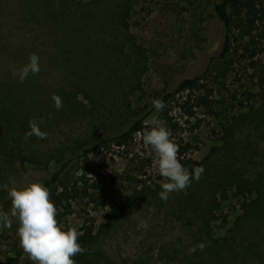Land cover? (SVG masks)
I'll return each mask as SVG.
<instances>
[{
  "label": "rangeland",
  "instance_id": "374dc122",
  "mask_svg": "<svg viewBox=\"0 0 264 264\" xmlns=\"http://www.w3.org/2000/svg\"><path fill=\"white\" fill-rule=\"evenodd\" d=\"M214 1L219 0H134L132 7L122 12L125 23L109 22L104 27L89 7L79 8L67 0L65 4L61 0H0V102L4 101L0 116L8 114L6 119L11 120V131L0 136V200L12 186L19 188L48 177L56 168L59 147L69 155L77 142L125 127L135 108L153 106V99L174 90L182 79L202 73L211 57L220 55L224 41L225 29L215 16ZM255 3L258 8L264 6V0ZM247 30L238 19L232 34L231 62L215 60L206 89L180 93L156 114L178 146L191 144L185 155L191 165L195 162L200 167L202 163L204 171L211 170L202 176L221 174L219 180L229 188L228 194H221L215 202V237L225 234L242 212L241 202L231 196L234 187L226 185L228 176L235 170L249 181L258 182L264 176V126L257 130L253 123L264 122L257 79L264 70V21H259L253 34L245 33ZM33 53L39 57L40 72L29 73L21 83L18 76L13 77V70L28 64ZM79 88L89 89L93 100L100 97L102 107L95 111V104ZM210 89L214 100L225 103H218V111L225 106L228 109L220 117L198 104L197 97L207 95ZM248 91L254 96L248 98ZM53 93L61 100L71 96L74 111L68 100V115H61ZM112 95L115 99L106 100ZM187 100L190 102L185 104ZM112 104L117 109L115 115L109 111ZM77 109L80 112L74 114ZM27 113L47 132L46 139L25 138L29 124L24 131L17 120H25ZM150 154L149 146L136 136L129 145L113 146L74 165L68 179L93 197L80 201L82 205L75 207L71 220L79 222L80 213L88 212L97 223L103 222L121 191L130 192L134 187L126 179L128 166L135 168L136 162ZM229 163V169L224 170ZM143 178L164 182L155 167ZM158 194L135 198L132 212L113 235L112 246L125 257L134 259L147 250L156 262L165 251L189 250L188 244L182 243L191 244L193 234L177 220L171 223L174 218L166 208L174 194L170 193L167 201ZM163 203L166 206L160 207ZM9 217L12 227H0V264H33L27 254L14 259L16 241L18 251L21 249L19 225L11 214Z\"/></svg>",
  "mask_w": 264,
  "mask_h": 264
},
{
  "label": "trees",
  "instance_id": "16d2710c",
  "mask_svg": "<svg viewBox=\"0 0 264 264\" xmlns=\"http://www.w3.org/2000/svg\"><path fill=\"white\" fill-rule=\"evenodd\" d=\"M67 1L75 3L73 6L79 8L84 6L89 7L88 11L96 13L99 18L98 20L102 21L103 26L105 23L109 24V22H113L114 24L125 23V20L122 18V12L126 13L125 9L131 8L134 2V0ZM61 2L64 4L67 3L66 0H61ZM213 7L215 16L223 24L225 29L221 53L218 56L211 57L207 68L202 73L192 77H186L179 82L174 90L163 92L158 99H162L165 105L170 103L180 93L206 89L205 82H208L212 75L211 66L215 63V60L231 62V51L233 49L232 34L234 26H237L238 19L242 25H247L248 30L245 33H250V35L258 28L259 21L261 23L264 21V6L258 8L255 0H219L214 1ZM101 8L103 9L100 11ZM245 8L246 12L244 13L243 10ZM244 14L245 17H243ZM257 79L260 90L259 96L262 103L261 106L263 108L264 70L258 73ZM79 91H81V88H79ZM212 91L213 90L210 89L207 95H199L197 97L199 100L198 104L207 108L217 117H220L228 109L225 106V108H221V110L218 111V103H225L223 100H214L210 93ZM81 92L86 94L87 97H90V102L95 104L93 107L95 111L98 109V106L102 107L100 104L101 98L99 97L98 101L97 99L93 100L92 93L89 89H84ZM251 96H254L253 91H248V98ZM70 97L71 96H68L62 99L63 110L60 109L61 115H68L65 111L66 102H68ZM1 99H3V96ZM4 99H6L5 96ZM112 99H115L114 95L106 97V100L111 101ZM189 102L190 101L187 100L185 104ZM2 103H4V101L0 102V104ZM128 103L130 107V102L128 101ZM68 104L71 105V111H74L73 107L75 103L73 100H69ZM112 106L114 108L109 111L115 115L117 109L115 105L112 104ZM253 110L254 107H252L250 112L252 113ZM257 110L261 109L257 108ZM47 112L50 113V111ZM79 112L80 109H77L74 114ZM126 112L127 110L125 112L122 111L119 115H124ZM153 114H157L153 106L145 105L135 108L130 116L131 119L124 125L125 127L103 137L77 142L71 148L73 151L72 154L69 155L64 154V150L59 147L61 149L59 150L58 148L56 152V154L59 155L56 158V168L48 177L39 181L50 191V199L57 208V220L59 224L65 229L75 228L81 233L78 237V243L86 249V251L83 254H77L73 257L76 264H258L257 261L262 264L264 261V231L261 230L262 226H264V176H260L258 182L249 181L241 172L236 170L233 171L234 174L231 173L228 176L229 180H227L226 185H230V188L234 187L235 191L232 192L231 196L241 202L239 211L242 212L239 213L234 222L228 226L225 234L216 237L213 235L212 217H214V211L217 207L215 202L221 194H228L229 188L224 187L222 180H219L222 178L221 174H213L211 176H201L199 181L192 179L186 190L172 192V194H174L173 198L166 202L170 203L169 206H166V203L160 206H166L170 218H174L171 220V223L177 220L189 234H193V237H191L193 242L191 244L185 241L182 244L185 245L187 243L188 246L185 247L188 249L196 247L195 252H190L189 250L185 253L173 251L170 254L165 251L161 256L156 258V262H154V256L147 250L136 258L131 259L125 257L112 246L111 240L113 239V235L120 228L123 218L132 212L135 198L141 197L148 199L162 191V182L152 178H143V176L147 175L150 169L154 167L152 163L154 152L150 146L151 154L149 156L144 157V160L136 162L138 165L135 166V168H131V165L128 166L126 171L128 176L126 179L134 183V187L130 192L121 191V194L113 201L116 205L113 204L112 209L106 212L103 222L97 223L95 216L88 212L87 214H81L79 212L81 215L78 216L80 217L79 222H73L71 220L76 212L75 207L78 208L82 205L81 202H83L84 197L86 198L88 196L90 199L93 197L87 194L86 188L78 186V182H72V178L68 179L69 172L73 166L83 159L88 158L91 154H97L101 151L108 150L113 146L123 147L129 145L130 141L137 136V133H142L145 130L144 121L150 119ZM7 117H10V115L5 114L4 116H0L1 137L11 131V120L10 118L6 119ZM116 117L117 116H115V118ZM24 119L25 120L17 121L20 127L25 131L27 130L28 121L31 119V116L28 115V113L24 114ZM253 123H256L255 127L257 130H259V127L264 126V122L253 121ZM38 126L40 127L41 124H38ZM228 129H230V127ZM190 147L191 144L189 142H186L184 145H179L178 159L191 173L194 168H196V164L194 162V164L191 165L192 160L185 158ZM30 155H35L33 157H36V154L33 152ZM219 160L222 161L221 158H219ZM198 165L202 166V163ZM228 165H231V163L226 164L223 169L228 170ZM240 170L247 171V168H242ZM209 171L204 172L206 173ZM162 179L164 178L161 176L160 180ZM214 180L219 181L214 182ZM194 185H196V187H194ZM212 185L213 188H211ZM116 193H118L117 190H115V194ZM253 194H255V197L252 199ZM0 209L8 213V215L11 214V199L8 193L0 200ZM169 215L167 213L166 216L168 217ZM79 224L80 226H78ZM253 234L258 235L251 236ZM200 243L206 245L203 251L197 247ZM170 245L174 247V245ZM12 251L15 253L13 256L15 257L14 259L23 257L26 254L23 252L22 248L18 251V241L14 243ZM28 261L30 262V259H28Z\"/></svg>",
  "mask_w": 264,
  "mask_h": 264
},
{
  "label": "clouds",
  "instance_id": "9594fccd",
  "mask_svg": "<svg viewBox=\"0 0 264 264\" xmlns=\"http://www.w3.org/2000/svg\"><path fill=\"white\" fill-rule=\"evenodd\" d=\"M40 72L39 57L33 53L29 63L18 71L13 70V77H19L24 82L29 73L36 75ZM57 110L63 107L61 97L52 94ZM152 105L159 113L166 107L162 99H153ZM43 123V120L40 121ZM30 130L25 133V138L33 135L40 139L47 138V132L42 131L35 119L28 121ZM145 130L137 133V138L144 145L150 146L154 152L153 166L164 178L161 183L162 191L159 197L167 201L169 194L187 189L192 179L199 181L204 169L202 166L194 168L190 173L178 159V145L170 138L171 131L165 123L153 114L144 121ZM11 199V217L18 220L17 235L19 245L33 264H76L73 259L77 254H83L84 249L78 243L81 235L75 228L62 227L57 220V208L50 199V191L41 182L30 181L23 187L12 186L8 189ZM0 227L11 228L12 220L8 213L0 209ZM197 247L201 251L206 247L200 243ZM195 252L196 247L189 249Z\"/></svg>",
  "mask_w": 264,
  "mask_h": 264
}]
</instances>
